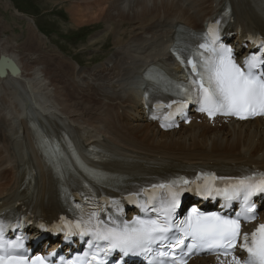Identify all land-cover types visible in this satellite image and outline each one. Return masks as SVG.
I'll use <instances>...</instances> for the list:
<instances>
[{
  "label": "bare ground",
  "instance_id": "obj_1",
  "mask_svg": "<svg viewBox=\"0 0 264 264\" xmlns=\"http://www.w3.org/2000/svg\"><path fill=\"white\" fill-rule=\"evenodd\" d=\"M73 1L77 2L70 9L74 24L82 26L99 21L110 22V31L115 35L113 42L117 49L110 65L94 73L89 72L90 79L86 72L77 70L74 63L76 61H69L61 50L58 49L59 55L49 49L42 34L37 29L34 30L31 23L22 44H0V62H4L0 70V108L10 111L7 114L0 111V140L8 150V165L23 162L21 155L29 146L35 149L40 179H33V186L25 191H31L36 208L43 212L51 211L63 183L59 180L56 167L47 164L41 157L31 129L39 123L29 116L48 121L57 134L63 131L56 121L61 118L60 114L64 117L66 128H72L74 124L89 127L86 129L83 126L86 131L81 134L72 131L78 147L83 151L87 145L83 143L81 136H88L90 132L92 135L98 134L103 127L104 134H112L120 141L129 137V141L138 144V138L141 139V150L150 154L171 155L169 158L143 155L141 166L150 163L172 166L180 164L183 158L188 160L187 158L198 156L220 166L234 168L246 164L245 156L257 164L264 163V130L261 129L264 123L261 121L232 123L217 132L208 128L164 132L156 130L148 123H133L130 121V115L129 121L121 122L119 117L115 118L117 116L112 107H108L112 100L113 105L114 100L117 101V98L108 96V93H117V90L127 89L129 85L138 86L135 88L138 90L140 81L137 75L140 70L148 63L167 56L171 45L165 41V37L170 34L176 21H185L196 27L203 24L206 16L212 11V6H207L205 0H198V3L194 2L192 6L184 5L179 0ZM234 2L240 8L238 16L251 19L256 28L264 32V6L261 0ZM242 4H245V7L242 8ZM150 34V37L146 36ZM56 47L59 48L58 45ZM17 49H21V52ZM11 64L14 66L11 67ZM75 78H83L84 85L76 86L73 83ZM131 89L133 88H130L128 93ZM135 97L139 98V93ZM128 100L137 103L132 96ZM121 101L127 103L124 99ZM101 111L106 115L95 114ZM40 127L46 131L42 122ZM19 134L20 138H17ZM109 152L118 154L115 147L109 149ZM106 169L123 177L129 173L125 166L119 164H110ZM22 170L27 173L28 161ZM3 178L1 189L10 186L9 182L14 179L10 177V173ZM13 193L14 191L11 194ZM197 264L211 263L198 260Z\"/></svg>",
  "mask_w": 264,
  "mask_h": 264
},
{
  "label": "snow or ice",
  "instance_id": "obj_2",
  "mask_svg": "<svg viewBox=\"0 0 264 264\" xmlns=\"http://www.w3.org/2000/svg\"><path fill=\"white\" fill-rule=\"evenodd\" d=\"M213 32L210 28L209 35L215 43L217 37ZM200 47L211 51L212 55L202 62L186 61L191 66L192 77L190 86L182 89L183 95L194 96L198 110L210 118L218 113L240 119L264 115V57L252 54L242 67L229 47L219 45L209 49L207 44ZM257 69L261 71H255ZM216 179L215 176L206 178L202 186L197 185L196 191L205 198L215 193L223 195L227 201L241 200L242 209L234 217L192 207L183 219L177 220L175 212L180 206V197L193 190L188 187L189 181L179 180L167 185H154V188L165 190L159 206L143 204L140 206L142 215L131 220L97 206L74 223L66 221V238L77 234L81 238L90 237L88 247L95 251L87 264H105L101 253L106 256L116 249L125 255L130 252L147 254L152 252L153 245L166 249L157 253L160 257L169 258L166 264H186V257L194 249L218 250L225 257H231L230 264H264V224H259L251 234L242 232V221L251 222L256 218L252 197L264 193V174L238 179L223 189L215 186ZM237 247L248 254L247 259L241 260L234 254ZM84 256L87 257L88 253ZM0 264H50V260L42 255L30 256L24 249L22 238H6L5 226L0 223ZM67 264H85V261L77 257Z\"/></svg>",
  "mask_w": 264,
  "mask_h": 264
},
{
  "label": "rangeland",
  "instance_id": "obj_3",
  "mask_svg": "<svg viewBox=\"0 0 264 264\" xmlns=\"http://www.w3.org/2000/svg\"><path fill=\"white\" fill-rule=\"evenodd\" d=\"M76 3L77 2L73 0H0V44H22L26 39V34H28L27 26H29V23L27 25V22L18 16V13H22L21 15L24 14L30 19L35 18L36 22L34 21V24L32 25L34 30H42L48 35L45 37L43 36V33L39 31L49 49L60 55V52L57 49L58 47H56V45H58L62 52L65 53L64 55H68L66 56L68 60L72 56L82 64L83 67L77 66L78 70L80 69L84 71V69L90 68V65H88L90 61L93 62L95 60L109 58L113 52H115V49H117L114 47L116 45L113 42L115 35L110 31L112 24L106 21H99L82 26L74 24L70 9L71 6H74ZM36 23L39 26V30L36 27ZM26 29L27 33H24L26 32ZM84 36L88 37L82 40L81 38ZM94 36H98L99 38H94V41L92 40ZM146 36L150 37L151 34ZM21 49H17L18 52H21ZM110 61L111 58L109 59V63ZM84 72L89 76V72ZM88 76L85 74L86 78ZM88 78L90 79V76ZM1 95L2 90L0 89V97ZM1 99L2 98H0V102ZM2 110L3 109L0 108V111ZM59 111H61V107L59 108ZM6 112L9 113L10 111L6 110ZM90 128L94 129L93 126H90ZM9 131L10 127H8L7 132Z\"/></svg>",
  "mask_w": 264,
  "mask_h": 264
},
{
  "label": "water",
  "instance_id": "obj_4",
  "mask_svg": "<svg viewBox=\"0 0 264 264\" xmlns=\"http://www.w3.org/2000/svg\"><path fill=\"white\" fill-rule=\"evenodd\" d=\"M3 61L0 62V69L2 70V66H3ZM11 66H14V64H11Z\"/></svg>",
  "mask_w": 264,
  "mask_h": 264
}]
</instances>
